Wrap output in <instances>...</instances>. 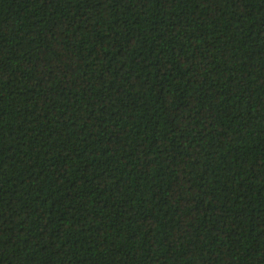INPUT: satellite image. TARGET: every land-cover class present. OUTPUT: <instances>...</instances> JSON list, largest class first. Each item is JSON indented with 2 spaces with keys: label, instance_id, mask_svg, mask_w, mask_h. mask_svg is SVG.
<instances>
[{
  "label": "trees",
  "instance_id": "trees-1",
  "mask_svg": "<svg viewBox=\"0 0 264 264\" xmlns=\"http://www.w3.org/2000/svg\"><path fill=\"white\" fill-rule=\"evenodd\" d=\"M0 264H264V0H0Z\"/></svg>",
  "mask_w": 264,
  "mask_h": 264
}]
</instances>
